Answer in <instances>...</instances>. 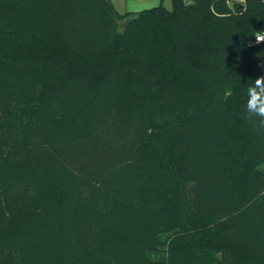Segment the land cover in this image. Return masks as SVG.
Returning <instances> with one entry per match:
<instances>
[{"label": "trees", "instance_id": "obj_1", "mask_svg": "<svg viewBox=\"0 0 264 264\" xmlns=\"http://www.w3.org/2000/svg\"><path fill=\"white\" fill-rule=\"evenodd\" d=\"M0 0V264H264V0Z\"/></svg>", "mask_w": 264, "mask_h": 264}, {"label": "clouds", "instance_id": "obj_2", "mask_svg": "<svg viewBox=\"0 0 264 264\" xmlns=\"http://www.w3.org/2000/svg\"><path fill=\"white\" fill-rule=\"evenodd\" d=\"M246 95L247 119L254 124L258 133L264 134V76L257 77L247 85Z\"/></svg>", "mask_w": 264, "mask_h": 264}, {"label": "crops", "instance_id": "obj_3", "mask_svg": "<svg viewBox=\"0 0 264 264\" xmlns=\"http://www.w3.org/2000/svg\"><path fill=\"white\" fill-rule=\"evenodd\" d=\"M120 14H132L156 8L160 5L166 7L171 0H111Z\"/></svg>", "mask_w": 264, "mask_h": 264}, {"label": "built area", "instance_id": "obj_4", "mask_svg": "<svg viewBox=\"0 0 264 264\" xmlns=\"http://www.w3.org/2000/svg\"><path fill=\"white\" fill-rule=\"evenodd\" d=\"M246 0H229V4L231 6H233V4H241L244 5ZM260 40H264V30H262L261 32L257 33L255 36V40H254V44H261L264 43V41H260Z\"/></svg>", "mask_w": 264, "mask_h": 264}, {"label": "rangeland", "instance_id": "obj_5", "mask_svg": "<svg viewBox=\"0 0 264 264\" xmlns=\"http://www.w3.org/2000/svg\"><path fill=\"white\" fill-rule=\"evenodd\" d=\"M166 7H167L168 9H171V7H172V3L169 1V2L166 4ZM18 263H19V260L16 259V258H13V257L9 258L8 261H7V264H18Z\"/></svg>", "mask_w": 264, "mask_h": 264}, {"label": "water", "instance_id": "obj_6", "mask_svg": "<svg viewBox=\"0 0 264 264\" xmlns=\"http://www.w3.org/2000/svg\"><path fill=\"white\" fill-rule=\"evenodd\" d=\"M234 7L239 6L240 8H244V5L241 4H233Z\"/></svg>", "mask_w": 264, "mask_h": 264}]
</instances>
